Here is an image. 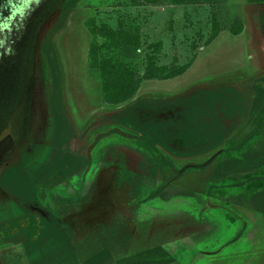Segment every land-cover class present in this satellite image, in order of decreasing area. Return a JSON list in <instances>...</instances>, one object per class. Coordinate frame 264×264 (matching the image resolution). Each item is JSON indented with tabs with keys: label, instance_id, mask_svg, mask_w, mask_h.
I'll use <instances>...</instances> for the list:
<instances>
[{
	"label": "rangeland",
	"instance_id": "1",
	"mask_svg": "<svg viewBox=\"0 0 264 264\" xmlns=\"http://www.w3.org/2000/svg\"><path fill=\"white\" fill-rule=\"evenodd\" d=\"M253 2L226 0L222 4L133 6L131 0H75L68 4L65 10L57 11L48 18L38 33L35 45L32 47L30 44L27 47L28 51H33L32 59L29 56L26 60L28 62L23 60L27 55L23 35L31 33V29L25 30L21 36L18 34L13 44L12 39L17 35L16 32L22 31L19 26L22 16L18 17L19 13L12 12L16 17L14 24L10 26H7L9 19L0 18V38H3L0 41V92H7V96L11 94L10 98L6 97L4 100V105L12 104V98L18 93L33 96L31 133L25 139L26 142L23 140L22 147L19 146L18 154L9 158L8 163L5 161L0 165V244L20 242L15 255L20 264H61L62 261L64 264L71 249L76 254L82 253V241L72 244L63 242L61 234L54 235L55 231L64 230L66 224L59 228L55 225L60 221L54 218L57 211L53 210L50 203L53 198L60 202L67 201L65 194L71 192L68 189H99L97 185H103L95 163H90L86 168L84 163L79 162L77 165H80V168L74 173L70 172L72 162L66 153L77 154L72 150L74 147L89 159L88 155L94 146L93 160H98L101 155L95 154L102 153L101 145L106 146L109 153L105 155L106 158L104 155L102 158L118 165L121 171L120 179L122 177L125 182H131L141 178L143 187L133 191L139 225L140 222H146L147 217L154 225L151 212L149 216L146 215L145 208L148 205L170 212V215H167L168 220L172 215L180 221L192 216L203 218L204 227L216 218L218 212L223 216V223L220 224L221 220L216 219L214 224L202 233L203 236L208 235V240L214 236L216 248L218 244H215V241H224L223 235L232 237L235 233L237 227L235 228L232 221L239 223L236 216L241 212L238 207L253 205L264 210V190L261 191V203L246 198L243 191L246 186L240 179L241 174L253 170H259L254 176L264 179V171L261 170L264 167L261 162L264 160L258 162L264 157V125L260 128L258 138L253 135L247 142L242 143V149L238 146V143L245 139L244 135L254 128V119L262 120L257 122V125L264 124V71H254L255 67L257 70L256 63L264 59V48L261 47L264 45V34L260 36L249 33L244 37L245 35L240 34L242 31L240 35H233L230 31L236 19L241 22L242 19L251 18L250 14L254 9L264 10V5ZM29 4L32 3L27 0L25 4L23 0L14 9L19 12L23 5ZM212 15H215L221 30L218 37L205 46L211 30ZM90 17H94L97 24L109 23L114 26L118 20H122L139 28L141 48L135 60L141 68L144 67L145 57L152 55L149 45L157 40L163 42V49L156 56L159 64L172 67L183 64L194 56L193 62L186 72L178 77L144 80L136 93L137 98L133 100L107 104L103 98L99 99L97 75L94 74L97 72L88 66L87 51L90 38L84 22ZM248 24L252 29L253 24ZM5 43H10L7 49ZM19 55H24L23 59L18 57ZM52 56L60 65V71L54 63L51 65L49 57ZM53 72L57 75L54 76ZM30 77L33 83L29 81ZM148 98L149 104H140ZM2 101L3 98L0 100V107ZM137 101L138 104H135ZM124 105L129 106L121 110ZM26 107L25 102L19 105V115L26 111ZM20 122L11 125L15 135L25 130L28 120L26 122L23 117ZM117 124H125L128 127L121 128ZM17 128H20L21 132H17ZM26 134L28 135V130ZM15 135H11L14 140ZM138 139L154 161L156 158L161 161H155V167L147 166L148 157L140 159L139 153L133 148ZM66 145L68 151L63 150L62 146ZM246 147V154L255 158L252 159L250 168L243 167L246 164L241 162L239 168L236 165L235 171L232 168V171L228 169L227 172L215 176L216 170L220 169L225 161H229V157L241 159L242 157L238 156ZM224 149L227 153H220ZM204 150H207L204 153H208L202 163L205 167L189 169L186 173H179V170L170 168V165L176 169L183 166L184 162L199 161L198 156ZM57 151L64 154L59 156L58 160L62 162L58 165L57 161L52 162L50 158ZM191 152H198V156L182 159L181 163L172 158L175 154L188 156ZM260 154L262 156L257 160ZM144 159L145 161H142ZM126 166L137 170H128ZM158 168H162L161 174H158ZM236 168L241 170L236 171ZM213 172L215 179L233 177L235 180H227L222 189L219 186L222 183L218 181V186L210 188L214 189V194L208 197L205 191ZM165 180L168 185L159 187V183H164ZM122 185L123 188L126 186L124 183ZM127 189H130L129 186ZM173 192L183 194L176 198V203H166L161 199L162 195L165 197L163 193L170 195ZM218 202L221 204L215 205ZM180 205L184 209L179 211L176 207ZM38 206L49 210L50 220L53 219L51 223L43 221L41 215L36 216L31 212V207H34L41 213ZM154 220L155 231L159 230L157 235L162 237L164 219L155 214ZM183 222L184 220L181 221L180 227L181 230L187 231L186 247L193 246L190 236L194 240L197 237L191 232L195 227ZM225 222H228V227ZM248 223L250 224L249 221ZM240 239L241 237L237 238L239 241L231 243L228 247L235 258H242L241 251L248 247L243 241L241 243ZM234 244L235 252H232ZM14 249L15 247L11 246L9 251ZM34 249L37 250V256L34 254L25 258V263L22 257L29 256ZM226 251L227 248L220 254L224 255ZM188 252L192 253L190 249ZM155 257V264L163 260L156 254L148 260V264L153 263ZM17 258L10 257L5 260L12 264ZM165 258L169 259L167 256ZM133 259L135 261L139 258Z\"/></svg>",
	"mask_w": 264,
	"mask_h": 264
},
{
	"label": "crops",
	"instance_id": "2",
	"mask_svg": "<svg viewBox=\"0 0 264 264\" xmlns=\"http://www.w3.org/2000/svg\"><path fill=\"white\" fill-rule=\"evenodd\" d=\"M253 1H254L253 3L264 5V2H257L256 0ZM253 11L250 14L251 18L249 17L247 19L241 20L243 25V30L240 34L245 35L244 37H246V35L249 33H253L256 35L259 34L260 36L264 34V10L261 11L254 9ZM249 22L253 24L252 29L249 28V24H248ZM87 34L88 37L90 38L89 33ZM217 37L218 36H216V38ZM261 47L264 48V45H262ZM261 47L259 49H261ZM250 56L251 55H249V57ZM53 63L54 65L57 66V70L60 71L61 68L58 62L52 60L51 65ZM256 66H257V70H255L256 68L255 67L254 71L263 73L264 59H262L261 62L256 63ZM249 67L250 66H248V68ZM94 74L97 75V73ZM53 75L56 76L57 75L56 72L55 73L53 72ZM97 80L99 86L98 90L100 92L99 94V99H100L102 98V93L100 89V82L98 75H97ZM59 96L60 97L62 96L61 92H59ZM135 97L136 94L134 95V97L131 98V100H133V98ZM139 101H137L135 104H138ZM149 102H150V98L143 100L142 103L140 104L147 105L149 104ZM126 106L129 105L122 106L121 110H123ZM117 112L118 111H116L115 114H117ZM119 125L121 128H124V126L128 127V125L125 124L122 125L119 124ZM119 125L117 124V126ZM132 131L134 130L132 129ZM138 133L140 135L139 131ZM171 142L172 139L170 140V143ZM153 146L155 147L154 144ZM62 147L64 151H68L69 149L67 145ZM105 147L106 146L101 145L100 149H102V153L95 154L96 156L101 155V157H99L98 160L96 159L93 160L94 158L92 151L94 150V146H92L90 154L88 155L90 156L89 157L90 160L88 159V157L86 158L87 155L84 154L81 155V153H79L78 150L75 149L76 147H74V149L72 150H74V152H77V154L71 155L66 153L67 155L70 156V161L72 162L71 165L72 171H70L71 173H74L77 169L80 168L79 167L80 165H77V163L79 162L84 163L83 165L86 168L89 166L90 163H95L97 173L102 178L103 185L101 186L97 185L99 189H94V188L68 189V191L71 192H68L69 194L67 193L65 194V198L67 197V201L65 202L61 201L62 203L59 200H57V198L51 199L50 203H52V206L54 208L53 210L57 211V213H55V217L54 216L53 217L56 218L58 221H60V223L55 225H58L59 228V226H61L62 224H66V226L63 227V229L66 232L64 230H57L54 232V235L61 234L60 236H63L61 239L63 242L64 241L72 242V244H74L75 242L82 241L83 244L81 245L82 253L76 254L75 251L71 249V252L68 255L69 257L64 261V264H148V260H150V258L153 257L149 253L150 250L152 249H159L169 259L170 258L172 259L168 261L169 259L166 260V258L163 257L164 260L162 261L159 260L157 264H264V210L262 208L260 207L255 208L253 205H249V206L243 205L241 207H238V210H240L241 212V214H237L236 216L238 217L237 219L239 223H237V221L235 222L232 221V223L235 224V228L237 227L234 230L235 233L232 235V237L223 235L225 238L224 241L222 240L215 241V244H218V247L216 248H214V236L210 240H208L207 239L208 235L203 236L202 233L205 232L206 228L212 226L216 219L221 220L220 224L223 223L224 219H222L223 216H220V213L218 212L216 213V218L215 219L213 218V221L209 222L210 224L207 223L208 225V226L206 225L207 227L203 226L204 225L203 218L201 219L200 217H194V216H192V218L189 217H187L186 219L182 218V220H184L183 223L185 225H187V223L188 224L190 223L193 227H195L193 230H191V232H194L197 236L195 240L192 238V236H190V239L193 241L194 245L192 244L193 246L186 247L185 241L187 238L186 235L187 231L181 230L180 226L182 220L180 221L178 219H174V217H172L173 215L171 216L172 218L169 216L170 219L168 220L167 215H170V212H166L165 209H160L156 206L155 207H150L149 205L147 206V200H145L144 202L145 205L147 206V208H145L146 209L145 211H147L146 215L149 216L151 212L152 214L151 219L154 221V225H152L148 217L146 219V222H140L141 224L139 225V219H137V215H136L137 206H136V202L134 201L135 196L133 191L134 189H139V187H143L142 183H140L141 178L131 182L130 180L128 182H125L122 177L120 179L121 171L119 170L118 165L112 164L110 160L105 159L106 158L105 155L109 153V150H106ZM144 147L141 145V141L139 139L136 141V145L133 146L135 151L139 153L140 159L144 158L145 156L148 157L147 166L155 167L154 162L155 161L158 162L159 159L156 158V160L154 161L151 154L148 153L144 149ZM206 151L207 150L202 151L199 154V156H198V152H191L190 154H187L188 156L175 154L176 156H173L172 158L175 160V162L178 161V163H181L182 159L190 158L193 155L198 156L199 161L197 160L195 162H184L183 166L181 165L176 169L174 168V166L170 165V168H173L174 170L177 171L179 170L180 173V171L184 172V169L187 166L203 165L202 164L203 159L208 154V153H204ZM213 151L214 148L212 149V152ZM55 154H57V156H55ZM52 155L53 156L50 157L52 162L57 161L56 165L61 164L62 161L58 160V158L59 156L61 155L63 156L64 154L61 151H57L56 153L54 152ZM103 155L105 158H102ZM142 161H145V159ZM73 162L76 163V165ZM85 162L88 164H85ZM141 162H139L140 167H141ZM126 169L137 170V169L129 168L128 166H126ZM161 169L162 168H158L159 170V171L157 170L158 174L159 172L161 174L162 172ZM166 181L167 180H165L164 183H166ZM123 183L126 184L124 188L122 185ZM164 183L161 181L159 183V187L162 186V184ZM167 185L168 182L166 185H164V187ZM127 186H129L130 189H127ZM163 194L165 195V197L161 194L162 195L161 199H163V201H165L166 203H170V202L176 203L177 201L176 198H178V196L180 195H183L181 194V192H173L170 195L165 193ZM131 196L133 197L132 199ZM262 200L263 199L260 198L258 199V202L261 203ZM218 204H221V202L215 203V205ZM38 207L39 210H41V213L39 212L40 214L37 212L38 209L35 210L34 207H31L30 209L31 212H34L35 213L34 215L36 216L41 215L43 221H48L49 223H51L53 219L50 220L51 214L48 213L49 210L42 208L41 206ZM176 208H178L179 211L180 209H184L182 205L177 206ZM155 214H159L161 218L164 219L163 220L164 233L162 237H158L157 235L159 230L155 231L156 230L155 229L156 224L154 220ZM239 218H241L242 220ZM248 221L250 222V224L248 223ZM225 223H226V227H228V222ZM196 227H199L200 229H196ZM198 236H202V237H198ZM240 237H241L240 242L243 241L246 244L245 246L248 247L242 250L243 252L241 251L242 258L240 256L235 258L234 254L230 253V251L228 250V247L231 245V243L235 241H239L236 239ZM258 244H260V246H257ZM11 246L15 247V249L9 251ZM19 246H20V242H16V241L12 243L8 242L5 244H0V264H8L5 258H10V257H13L14 259L17 258L15 257V255H17ZM87 246L89 247L86 249ZM234 246L235 244L233 245V250L235 248ZM242 247L243 244L242 246L239 247V249L241 250ZM225 248H227V251L225 252L224 255H221L220 254L221 251L224 250ZM36 249L31 251V253L33 254L30 253L29 256L26 255V257H22V258L25 260V258L26 259L30 258V256L32 257L34 254L37 256ZM188 249H190L192 253L188 252ZM232 252H235V250ZM10 253L11 255L9 256ZM136 257H138L139 259L134 261L133 258ZM17 261L18 258L15 261H13L12 264L14 263L20 264L19 261L18 263ZM26 262L27 261L25 260V263ZM61 264H63V261L61 262ZM151 264H155V260L153 261V263L151 262Z\"/></svg>",
	"mask_w": 264,
	"mask_h": 264
},
{
	"label": "trees",
	"instance_id": "3",
	"mask_svg": "<svg viewBox=\"0 0 264 264\" xmlns=\"http://www.w3.org/2000/svg\"><path fill=\"white\" fill-rule=\"evenodd\" d=\"M23 0H9L6 4L3 5V8L0 10V18L2 20L9 19V23L7 26H10L14 24L15 20V13H19L18 17H21V22L19 26L22 27V31L18 30L16 33L17 35L12 39L13 44L15 43L18 34L21 36L23 35V32L25 30L31 29V33L23 35V43L26 44L25 48L27 49L25 56V59H23L24 55L21 57L20 55L18 57H21L24 62L27 59H32L33 51H28V46L31 44L32 47L36 43V38L38 37V33L41 30L42 26L45 24V22L55 14L57 11H63V9L70 4L71 2H74L75 0H40L39 5H36L35 3L29 4V5H23L21 11H17L14 9L18 6V3ZM27 0H24L26 4ZM257 2H264V0H256ZM226 0H131V5L133 6H140V5H162V4H197V3H208V4H222L225 3ZM15 5V6H14ZM4 10V13H3ZM65 10V9H64ZM15 13H12L14 12ZM17 17V18H18ZM20 19V18H19ZM211 30L208 36V39L205 41V46L211 43L212 40L216 38V36L219 34L221 30V26L219 22L217 21L215 15H212L211 17ZM84 25L86 29L88 30L89 36H90V43L88 46L87 51V60H88V66L89 68L95 70L97 72L99 82H100V89L102 93L103 101L107 104H120L123 103L132 97L137 93L139 90L142 82L144 80H165V79H171L174 77H177L181 74H183L192 64L194 56L186 61L183 64L180 65H174L172 67H168L164 64H159L157 61V55H159L163 49V42L161 40H157L152 42L149 47L152 48V55H147L144 60V67L141 68L139 64L136 62L137 53L141 48V35L139 33V28L134 27L133 25L129 23H125L122 20H118L116 24L113 26L109 23H101L97 24L96 19L94 17H90L87 20H85ZM230 31L233 35H237L242 31V23L240 20L236 19L231 27ZM3 38H0V41H2ZM6 41V40H4ZM22 42V40H21ZM10 46V43H5L6 49ZM17 46V45H16ZM14 47L16 50L17 47ZM5 49V48H4ZM13 49V48H12ZM25 49H22L24 51ZM7 51V50H6ZM6 53V52H5ZM21 53V52H20ZM49 56H51L50 51L48 52ZM9 55H5V57H8ZM51 61L53 60V56L49 57ZM33 62V61H32ZM33 65V63H32ZM31 65V66H32ZM31 69V67H30ZM32 74V72H30ZM5 76V75H4ZM34 77V76H33ZM0 75V79H1ZM7 78V76H6ZM5 79V78H3ZM19 79V77H18ZM29 81H32L31 77L29 78ZM1 83V82H0ZM32 83H30L32 85ZM2 84V83H1ZM0 84V85H1ZM32 87L29 88L31 90ZM0 100L3 98L1 107H0V122L2 123V127L0 128V138L5 135L6 133H10L11 135H15L11 125L16 124L21 121V118L23 120V117L25 118V121L27 122L25 130L21 132L20 128L16 129L17 132H21L20 136L22 138L27 139L31 133L32 130V105H33V96H31L32 92H30V96L28 97L26 94L22 95V93H18L16 97L12 98V104L10 105H4V100H6V97L10 98V95H8L7 92H0ZM27 106L26 111L23 112L22 115H19V112L17 111L19 105L21 103H24ZM31 109V110H30ZM31 113V114H30ZM253 119V118H252ZM254 128L251 130L250 133L244 135L245 139H243V142H239L238 146L242 149V143L247 142V139L251 136H255V138H258L260 134V128L263 127L264 124L257 125V122H262V120L254 119L253 121ZM22 123V122H20ZM21 125V124H19ZM28 130V135L26 134ZM6 132V133H5ZM5 133V134H4ZM13 133V134H12ZM26 135V136H25ZM16 136V141L19 140L18 135ZM243 136V135H242ZM248 136V137H247ZM254 138V137H253ZM250 142V141H249ZM248 142V143H249ZM250 145V144H249ZM249 145H247L249 147ZM143 146V145H142ZM246 146V144H245ZM224 150H221L220 153H227ZM247 147L245 148V152L243 151L242 154H240L239 158H233L229 161H225L223 163L222 167L220 169L216 170V175H221L225 172L231 170L234 168L233 171H235L236 165H241V162L246 164L243 167L250 168V163L253 161L252 159H255L253 157L248 156V153L246 154ZM26 152V150H25ZM27 153V152H26ZM264 154V151H263ZM228 155V154H226ZM224 156V155H221ZM262 156L260 154L258 157ZM262 159L258 162L260 163L262 160H264V157H261ZM257 162V163H258ZM249 163V165H248ZM261 163H264L261 162ZM205 167V165H199V166H187L184 171H187L189 169H201ZM236 168V171H239ZM243 169V168H242ZM227 170V171H226ZM264 171V167L261 169ZM259 170H253V171H246L244 174H241L240 179L243 180L245 189L244 194L246 195V198L249 199H255V201H258L260 197H262L261 191L264 190V179L263 177H256L254 176L256 173H258ZM214 172L211 177V180L208 181L207 189L205 191V194L210 197L214 194V189H210L213 187L218 186L217 182L220 181L222 184H219L220 188L222 189L223 184L226 183L227 180H235L233 177H222L219 179H215ZM162 184V187L167 184ZM242 184V183H241ZM226 185V184H225ZM241 195L242 192L240 191ZM226 195L223 194L222 197ZM159 249H152L150 250L151 256L159 255V258L166 257L164 253H160ZM154 254V255H153ZM156 257L154 258V260ZM164 260V258H163ZM172 260L171 258L168 260ZM162 261V260H160Z\"/></svg>",
	"mask_w": 264,
	"mask_h": 264
},
{
	"label": "flooded vegetation",
	"instance_id": "4",
	"mask_svg": "<svg viewBox=\"0 0 264 264\" xmlns=\"http://www.w3.org/2000/svg\"><path fill=\"white\" fill-rule=\"evenodd\" d=\"M9 2V0H2L0 2V10L3 8V5ZM19 140L16 141L12 139V136L10 133H7L5 136L3 135L0 138V165L2 163H8L7 160L11 157H15L18 153L19 146L22 147L23 140L25 141V138H22L20 134L18 135ZM26 142V141H25ZM24 144V142H23Z\"/></svg>",
	"mask_w": 264,
	"mask_h": 264
},
{
	"label": "clouds",
	"instance_id": "5",
	"mask_svg": "<svg viewBox=\"0 0 264 264\" xmlns=\"http://www.w3.org/2000/svg\"><path fill=\"white\" fill-rule=\"evenodd\" d=\"M29 3H35L36 5H39L40 0H28Z\"/></svg>",
	"mask_w": 264,
	"mask_h": 264
},
{
	"label": "water",
	"instance_id": "6",
	"mask_svg": "<svg viewBox=\"0 0 264 264\" xmlns=\"http://www.w3.org/2000/svg\"><path fill=\"white\" fill-rule=\"evenodd\" d=\"M2 0H0V2H1Z\"/></svg>",
	"mask_w": 264,
	"mask_h": 264
}]
</instances>
